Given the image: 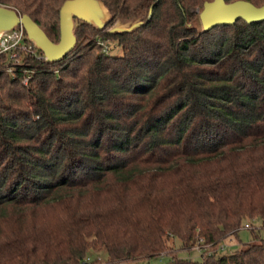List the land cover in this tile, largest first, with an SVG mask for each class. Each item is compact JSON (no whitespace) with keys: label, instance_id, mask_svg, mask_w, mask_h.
<instances>
[{"label":"trees","instance_id":"trees-1","mask_svg":"<svg viewBox=\"0 0 264 264\" xmlns=\"http://www.w3.org/2000/svg\"><path fill=\"white\" fill-rule=\"evenodd\" d=\"M65 1L0 6L57 43ZM100 1L109 25H145L111 35L76 21L62 61L21 53L15 77L0 68V264H99L92 247L105 264H264L254 231L216 250L246 220L264 229V22L203 32L195 9L213 0ZM196 244L210 249L200 260L177 256Z\"/></svg>","mask_w":264,"mask_h":264},{"label":"water","instance_id":"water-1","mask_svg":"<svg viewBox=\"0 0 264 264\" xmlns=\"http://www.w3.org/2000/svg\"><path fill=\"white\" fill-rule=\"evenodd\" d=\"M150 17L151 11L147 21ZM110 20L109 11L100 0H66L59 13V41L54 43L28 15H20L13 9L0 6V35L22 27L27 39L41 51L45 60L48 63H58L71 53L76 45L75 21H81L102 30ZM238 20L248 25L263 23L264 4L256 7L242 0L232 3H226L225 0H213L204 3L199 12L203 32L220 26H233ZM143 25L145 22H134L130 27H113L107 33L116 35L131 32Z\"/></svg>","mask_w":264,"mask_h":264},{"label":"rangeland","instance_id":"rangeland-1","mask_svg":"<svg viewBox=\"0 0 264 264\" xmlns=\"http://www.w3.org/2000/svg\"><path fill=\"white\" fill-rule=\"evenodd\" d=\"M7 8H9V7H7ZM195 12L199 13L200 10L195 9ZM134 22H138V20L133 21V22L132 21L131 22L116 21L111 25H109V23H110L109 22L106 25V27L102 30L108 31V30L112 29L113 27H130ZM75 24H76V21L74 22V26H75ZM91 27L94 28L95 30H98L93 26H91ZM87 34H88L89 40L93 41V43H95V45L102 48L101 49L102 53L110 54L112 56H120L122 54V50L117 45L116 41H114V40L104 41L99 36L95 37L96 35L91 34L89 31L87 32ZM26 42L28 45L34 46V44L32 42H30L28 39H26ZM77 43H79V41L76 40V44ZM32 51L35 53V57H36L37 61L42 60L40 57H43V56L41 53H39L40 51L36 47H35V49L32 48ZM24 54H26L27 58L33 57L30 54V52H25ZM5 58L6 59H4V61L0 62V68H2L3 70H6V73L9 76L15 77L16 76L15 67L20 66V65H25V64H22L20 58H18L17 62H15V60L11 61L7 56H5ZM68 65H71V63L70 64L68 63ZM8 66H10V67H8ZM50 70L53 71L54 73L58 72L57 67H52V68H50ZM26 73H28V71ZM59 75H61V71H60ZM28 76H30L29 73L24 74V76L22 78V84L23 85L28 84V82L26 84H24V82L26 81ZM244 223L245 224L242 225V227L240 228V231L237 233L236 237L226 236L221 241V243L217 245L216 250H217L218 254H230V253L238 250L239 248H241V246L243 244H247V243L251 242L252 241V232L251 231H254L255 235H258L261 239H264V229H262L260 227V224L258 221L254 220V219H250V220H246ZM246 225H248L249 227L245 228ZM166 245H167V251H174V250L178 249V247L180 246L179 242L177 240H174V238L171 236L167 237V244ZM197 245L198 244H196L192 248V250H190V251H183V250L178 251L177 256L179 258L191 259V260H195V261L200 260V253L197 251V249H198ZM205 250H210V249L208 247H206ZM90 252H91L93 257L98 256L100 258V260H98L99 264H105L106 263V259H107L106 254L104 252H102L101 249H99L98 247H92ZM165 255H167V254H165ZM149 262H150V264H165L167 262V257H162V258L155 259V260L153 259V260H150Z\"/></svg>","mask_w":264,"mask_h":264},{"label":"built area","instance_id":"built-area-1","mask_svg":"<svg viewBox=\"0 0 264 264\" xmlns=\"http://www.w3.org/2000/svg\"><path fill=\"white\" fill-rule=\"evenodd\" d=\"M26 39H27V36L22 27H17L10 32L1 34L0 35V55H5L11 61L15 60V62H17L19 55L21 53L30 52V54L35 57V53L32 51V48L35 49V47L33 45H28L26 42ZM40 58L45 60L44 56ZM29 79H30V76L27 77L24 84H26L29 81ZM248 227H249L248 225L245 226V228H248ZM197 246H198L197 251L199 253L202 250L206 249V246L202 244L201 245L198 244Z\"/></svg>","mask_w":264,"mask_h":264}]
</instances>
